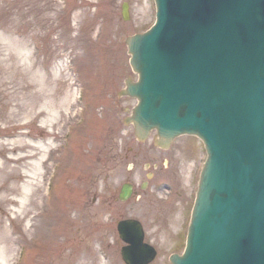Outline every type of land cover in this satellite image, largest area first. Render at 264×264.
I'll return each mask as SVG.
<instances>
[{
    "label": "rangeland",
    "instance_id": "374dc122",
    "mask_svg": "<svg viewBox=\"0 0 264 264\" xmlns=\"http://www.w3.org/2000/svg\"><path fill=\"white\" fill-rule=\"evenodd\" d=\"M155 13L154 0H0V264H125L116 227L123 217H99L111 211L94 198L128 176L144 178L149 150L161 149L156 131L136 139L125 118L138 100L118 95L127 78L138 80L125 40L151 27ZM130 149L149 151L132 171ZM164 153L169 170L153 183L160 199L179 185L165 204L168 218L160 222L136 203L146 240L158 250L152 264H171L170 254L182 251L183 215L188 221L206 159L204 144L190 135Z\"/></svg>",
    "mask_w": 264,
    "mask_h": 264
},
{
    "label": "water",
    "instance_id": "95a60500",
    "mask_svg": "<svg viewBox=\"0 0 264 264\" xmlns=\"http://www.w3.org/2000/svg\"><path fill=\"white\" fill-rule=\"evenodd\" d=\"M156 1L157 24L126 40L140 74L136 83L127 80L124 93L139 104L126 122L141 141L156 129L165 148L181 134H198L209 153L186 252L171 260L264 264V116L253 104L264 93V48L242 53L239 34L227 35L228 0ZM128 8L125 2V19ZM122 188L125 199L131 187ZM122 233L132 244L131 259L124 250L129 264L155 257L139 222L126 223Z\"/></svg>",
    "mask_w": 264,
    "mask_h": 264
},
{
    "label": "flooded vegetation",
    "instance_id": "af4514ba",
    "mask_svg": "<svg viewBox=\"0 0 264 264\" xmlns=\"http://www.w3.org/2000/svg\"><path fill=\"white\" fill-rule=\"evenodd\" d=\"M149 151H151V154L153 155V157H151L149 160H145V163H147L148 165H147V169L145 170L146 173L143 174L144 179H140L138 183L133 182L131 181V178L135 176L134 174L132 176H128V179L125 180V182H131V183L136 184L133 186V193L127 201L120 200L119 198L120 188L116 189V191L113 193L112 192L107 193L103 191L104 196L102 195L95 196L94 198L95 204H97L98 201H100L101 199H104V201L99 202V204L101 206H103L104 204L109 205V211H111V214L108 213V215L111 216L112 218H113L112 214L113 215L117 214L119 218L136 217L138 215V211L140 209L141 203L145 204L146 208L153 210L155 214L158 213L157 216L163 211L164 201L160 199L161 198L160 192L158 188H156V186L153 185L151 187V185L154 182L160 183L159 179L161 177L158 175H160V173L164 171L165 168L169 170V167H170L169 164H170L171 159H169L166 156V154L164 153V150L162 149H159V150L150 149ZM149 151L131 149L129 157H131L134 160V162L131 163L130 171H132L135 168V166L139 164L138 160L140 158L143 159L142 158L143 156L145 157L147 156V152ZM165 151H168V150H165ZM165 161H167V166L164 165ZM167 173H170V171H167ZM162 177L168 178V176L167 177L162 176ZM144 180L147 181V183H145ZM144 186L146 187L145 189L143 188ZM150 187L153 188L151 193L149 192ZM177 190H178V187H177ZM137 202L140 204L137 205L136 204ZM106 212L107 211H103V213H101L99 217L106 216Z\"/></svg>",
    "mask_w": 264,
    "mask_h": 264
},
{
    "label": "bare ground",
    "instance_id": "6f19581e",
    "mask_svg": "<svg viewBox=\"0 0 264 264\" xmlns=\"http://www.w3.org/2000/svg\"><path fill=\"white\" fill-rule=\"evenodd\" d=\"M2 87H3V89H4L5 92L8 90V88L5 86L4 82L1 84V88H2ZM38 165H39V163H38ZM70 200H71V199H70V196H68L66 201H67L69 204H71V201H70ZM171 200H172V198H171ZM3 262H4V259H3Z\"/></svg>",
    "mask_w": 264,
    "mask_h": 264
}]
</instances>
